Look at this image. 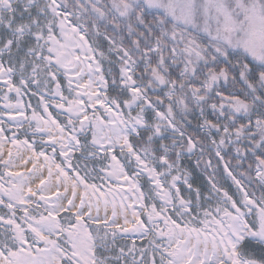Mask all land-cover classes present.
I'll return each instance as SVG.
<instances>
[{"label":"snow or ice","instance_id":"6c2138e0","mask_svg":"<svg viewBox=\"0 0 264 264\" xmlns=\"http://www.w3.org/2000/svg\"><path fill=\"white\" fill-rule=\"evenodd\" d=\"M0 264H264V0H0Z\"/></svg>","mask_w":264,"mask_h":264}]
</instances>
